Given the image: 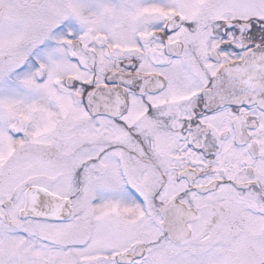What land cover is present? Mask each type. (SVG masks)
<instances>
[{
  "label": "snow or ice",
  "instance_id": "6c2138e0",
  "mask_svg": "<svg viewBox=\"0 0 264 264\" xmlns=\"http://www.w3.org/2000/svg\"><path fill=\"white\" fill-rule=\"evenodd\" d=\"M0 264H264V0H0Z\"/></svg>",
  "mask_w": 264,
  "mask_h": 264
}]
</instances>
